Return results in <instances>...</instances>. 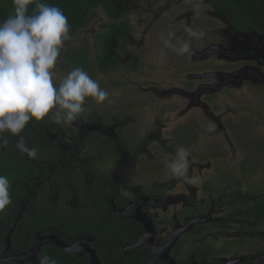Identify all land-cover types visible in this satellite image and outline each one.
Segmentation results:
<instances>
[{
    "label": "flooded vegetation",
    "instance_id": "1",
    "mask_svg": "<svg viewBox=\"0 0 264 264\" xmlns=\"http://www.w3.org/2000/svg\"><path fill=\"white\" fill-rule=\"evenodd\" d=\"M248 32L255 45H242L245 41L236 37L233 44L238 42L240 52L223 51L230 64L243 62L237 70L193 75L197 83L204 79L201 91L229 88L227 95L241 83L264 86V36ZM118 61L117 52L116 64L108 68H117ZM253 99L247 98L244 117L261 120L259 127L232 123L242 148L239 163L214 157L226 144L205 142L209 152L189 156L196 185L169 172L170 178L158 173L130 183L137 175L125 171L129 162L152 159L154 145L175 152L171 131L160 123L139 126L138 114L110 116L109 123L94 106L68 124L54 123L51 113L42 121L33 118L30 130L36 138L26 142L38 149L36 158L17 147L1 148L12 152L3 158L12 203L0 212V264H40L45 256L56 264H264V107ZM107 156L115 161L118 176L99 172L97 164ZM99 184L103 198L93 188ZM102 201L97 220L93 204ZM107 227L121 230L109 237Z\"/></svg>",
    "mask_w": 264,
    "mask_h": 264
},
{
    "label": "rangeland",
    "instance_id": "2",
    "mask_svg": "<svg viewBox=\"0 0 264 264\" xmlns=\"http://www.w3.org/2000/svg\"><path fill=\"white\" fill-rule=\"evenodd\" d=\"M128 5L130 7L126 18L131 26L120 41L117 68L111 69L105 65L99 37L108 31L112 23L119 22V19L113 20L101 7H94V14H90L86 26L76 31L70 30L71 38L65 42L54 69L55 82L58 83L69 71L80 67L99 82L113 101L97 104L89 97L83 114L93 106L101 117L108 120L114 115L124 119L129 114H138L137 125L153 128L160 123L166 128L165 132L168 129L171 131V145L175 152L179 147H184L189 150L191 157H196L197 151L211 150V146L205 142L218 140L228 148H218L217 156L215 154L214 157H224L227 162L230 159L231 162L239 163L240 152L237 151L241 146L236 140L238 129L232 127V123L243 125L247 129L259 127L261 120H254L253 117L245 119L244 115H248V97L254 98L255 103L260 101L262 108L264 107V86L252 87L241 83L237 85L240 88L230 89L232 94H224L229 88L211 93L210 90L201 91L199 86L204 83V79L197 83L193 75L201 72L205 77L207 74H223L226 72L224 70L233 72L234 67L237 70L243 62L237 63L238 60L235 64H230L229 58H224L223 51H233L236 54L240 52L238 42L233 44L236 37L245 41L242 45H255V42L252 38L248 39L250 35L245 38L238 36L226 25L225 17L217 14L208 2L129 0ZM197 7L202 9L200 15L195 13ZM186 27L202 30L205 35L200 39L189 37ZM169 33L173 34V43L177 47L187 41L195 54L178 55L172 48H166L160 37L163 35L168 38ZM243 60L255 64V61L251 62L252 59ZM115 91L120 94L113 96ZM229 107L236 111H227ZM181 133L185 137H181ZM154 146L152 159L142 158L125 166V171L137 175L129 178L130 183H143L145 179L158 173L170 178L165 173H171L168 165L175 158V152H168L160 145ZM261 151L264 158L263 146ZM104 159V162L102 160L97 164L101 170L99 172L118 176L115 161L109 156Z\"/></svg>",
    "mask_w": 264,
    "mask_h": 264
},
{
    "label": "clouds",
    "instance_id": "3",
    "mask_svg": "<svg viewBox=\"0 0 264 264\" xmlns=\"http://www.w3.org/2000/svg\"><path fill=\"white\" fill-rule=\"evenodd\" d=\"M36 11L28 14L30 4ZM14 14L0 22V148L7 147L3 133L19 135L30 120L42 121L51 113L56 124L76 121L86 111V99L91 97L97 104L112 103L109 93L103 89L82 68L76 67L56 83L54 71L58 57L70 37L71 25L63 11L40 0H13ZM202 9H195L196 15ZM189 37L203 38L202 30L186 27ZM166 48H172L178 55H194L195 51L187 41L177 47L173 34L168 38L161 35ZM163 54V51H162ZM119 91L112 93L118 96ZM17 149L36 158L38 149L29 147L20 136ZM190 152L179 147L168 168L173 177L196 185L198 178L189 175ZM11 182L6 175H0V212L12 203ZM40 264H56L45 256Z\"/></svg>",
    "mask_w": 264,
    "mask_h": 264
},
{
    "label": "trees",
    "instance_id": "4",
    "mask_svg": "<svg viewBox=\"0 0 264 264\" xmlns=\"http://www.w3.org/2000/svg\"><path fill=\"white\" fill-rule=\"evenodd\" d=\"M129 0H40V2L54 5L60 8L68 19L71 25V30H78L84 25H87L90 14L93 15L92 9L94 7H102L106 14L113 20L119 22L112 23L108 31L99 37V45L104 56V63L106 66L110 64L115 65L117 62V52L121 39H123L129 32L130 23L125 18L128 10ZM196 1V0H194ZM208 1L213 8L222 13L229 20L230 25L238 31H256L264 36V0H203ZM36 11L35 3L30 4L28 14H33ZM14 14L13 0H0V22L8 18L9 15ZM30 120L26 127L19 135H13L10 132L3 133V137L7 139V147H16V144L23 136L25 140L36 138V134L31 133ZM11 151L5 153L1 152L0 148V173L7 174L5 168L4 155L8 156ZM69 173V172H68ZM11 175V174H10ZM12 182H14L13 174L11 175ZM99 197L103 198V186L101 184L93 187ZM92 201H90L91 203ZM97 220H101L103 215V201L100 204H93ZM109 228L105 230V236L116 237V233L121 229ZM94 229V228H93Z\"/></svg>",
    "mask_w": 264,
    "mask_h": 264
},
{
    "label": "water",
    "instance_id": "5",
    "mask_svg": "<svg viewBox=\"0 0 264 264\" xmlns=\"http://www.w3.org/2000/svg\"><path fill=\"white\" fill-rule=\"evenodd\" d=\"M196 1H202V2H208V1H203V0H196ZM209 3V2H208ZM210 4V3H209ZM212 6V5H211ZM213 7V6H212ZM216 11V10H215ZM238 36H249L251 35L252 32H244V31H237L233 27L229 26Z\"/></svg>",
    "mask_w": 264,
    "mask_h": 264
}]
</instances>
